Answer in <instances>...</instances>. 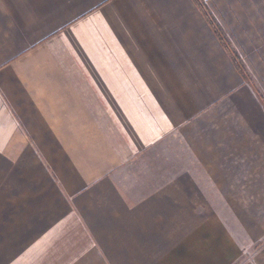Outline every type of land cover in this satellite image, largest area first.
<instances>
[{
  "label": "crops",
  "instance_id": "0c3cea01",
  "mask_svg": "<svg viewBox=\"0 0 264 264\" xmlns=\"http://www.w3.org/2000/svg\"><path fill=\"white\" fill-rule=\"evenodd\" d=\"M258 91L264 0H0V264L239 263L264 229L225 168H264Z\"/></svg>",
  "mask_w": 264,
  "mask_h": 264
},
{
  "label": "rangeland",
  "instance_id": "374dc122",
  "mask_svg": "<svg viewBox=\"0 0 264 264\" xmlns=\"http://www.w3.org/2000/svg\"><path fill=\"white\" fill-rule=\"evenodd\" d=\"M245 74L247 79L255 83L247 68ZM257 95L264 103V95L259 91ZM178 153L183 154L184 150L178 149ZM189 159V157L183 155L178 156V163H184ZM225 170L226 175L230 177L228 181L234 185V191L240 195L242 201L247 202L245 206L251 210L253 216L257 219L256 224L258 228L264 229V168H225ZM177 175L198 201L208 203V207L212 206L211 202L217 201L216 196H218V193L206 169L178 168ZM243 223L245 224V221ZM263 245L264 236L257 240L256 245L254 244L250 248L248 247V251L239 263L242 264L248 260L254 251Z\"/></svg>",
  "mask_w": 264,
  "mask_h": 264
}]
</instances>
